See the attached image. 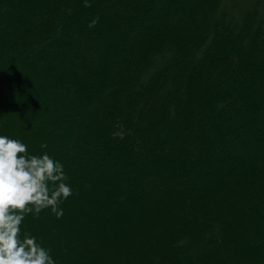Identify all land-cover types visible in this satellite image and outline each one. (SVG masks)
I'll return each instance as SVG.
<instances>
[{"label": "trees", "instance_id": "obj_1", "mask_svg": "<svg viewBox=\"0 0 264 264\" xmlns=\"http://www.w3.org/2000/svg\"><path fill=\"white\" fill-rule=\"evenodd\" d=\"M89 3L0 0V136L72 190L21 236L55 264H264V0Z\"/></svg>", "mask_w": 264, "mask_h": 264}, {"label": "clouds", "instance_id": "obj_2", "mask_svg": "<svg viewBox=\"0 0 264 264\" xmlns=\"http://www.w3.org/2000/svg\"><path fill=\"white\" fill-rule=\"evenodd\" d=\"M84 7H91L89 0H84ZM98 21L95 17L88 27L94 28ZM26 153L24 143L0 136V264H55L35 237L21 236L20 226L29 213L38 216L48 208L57 218L63 216L59 205L72 190L63 164L46 153Z\"/></svg>", "mask_w": 264, "mask_h": 264}, {"label": "rangeland", "instance_id": "obj_3", "mask_svg": "<svg viewBox=\"0 0 264 264\" xmlns=\"http://www.w3.org/2000/svg\"><path fill=\"white\" fill-rule=\"evenodd\" d=\"M170 11V10H169ZM24 75H26V74H24ZM2 87H0V89H1ZM18 106V104L16 105V107ZM8 108V110H9V107H7ZM34 127H36L35 125H34ZM31 137H33L32 136V134L30 133V132H25L24 133V140L26 141V140H30L31 139ZM35 140V142H36V145H41V144H43L42 143V141H40V140H38V139H34ZM109 174H105V176H108ZM201 187H203V188H205V185L203 186V185H200Z\"/></svg>", "mask_w": 264, "mask_h": 264}]
</instances>
